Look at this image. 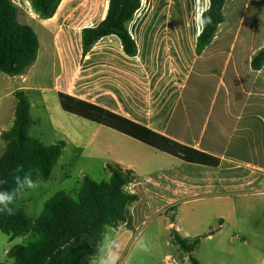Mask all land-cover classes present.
Segmentation results:
<instances>
[{"label":"crops","instance_id":"0c3cea01","mask_svg":"<svg viewBox=\"0 0 264 264\" xmlns=\"http://www.w3.org/2000/svg\"><path fill=\"white\" fill-rule=\"evenodd\" d=\"M108 2L63 0L53 18L42 20L38 17L44 32L49 30V35L54 37L51 50H54L57 59L55 61L53 58L49 62L45 58L43 63L54 66L57 75L46 88H40L35 82L36 71H28L14 79L5 80L1 77L0 84H5L7 88L3 97L12 99L2 121L6 123L11 117L9 112L16 108L17 92L24 91L29 100L30 92H42L44 106L49 101L56 102V111L64 120L57 123L56 127L68 130L64 133L72 141H64L66 146L52 171L53 174L58 170L57 181L72 180V168L78 171L80 178L77 177V181L73 182L80 189L84 176L92 178L91 175H100L105 179L103 181H109L111 174L107 165H119L124 170L133 171L136 176L135 183L127 187L128 192L139 197L131 207L132 225H143L151 218L169 215L170 219L164 216L169 228L173 226L188 240L200 237L201 229L204 231L211 227L212 221L216 220L217 230L221 232L226 225L222 212L206 210L199 221L191 218L193 226L186 228L182 226L183 207L193 204L218 207L221 201L226 200L223 193L231 188L226 186L227 183L243 179L238 182L245 180L249 185L255 183L256 179L251 171H264L262 166L244 163L241 158L245 154L264 158V66L260 71L251 68L252 57L264 47V34L249 59L250 74L255 76L251 78L249 87L237 66H231L230 63L220 68L214 65L220 70L219 74H215L213 68L206 64H194L193 55L201 58L207 48L197 56L195 49L194 52L169 54L165 48L159 51L141 44L132 33L133 21L128 28L138 46L136 57H128L124 53L116 36L103 38L84 57L82 30L89 28L87 23L90 20L96 21L92 27H97L105 19ZM84 8L86 10L80 17ZM169 11L173 13L172 8ZM183 16L187 18V12ZM74 17L73 23L70 22ZM57 19L60 24L54 23ZM168 21L164 23L168 24ZM212 88L214 94H209ZM59 93L103 108L177 144L217 158L220 165L213 167L184 162L111 128L68 113L62 109ZM2 125L0 139L2 133L6 132ZM70 127L75 130L69 131ZM96 138L100 139L99 149L93 144ZM70 146H74L72 158L85 160L78 169H74L65 157ZM92 148L94 150L90 151ZM1 149L5 151L3 145ZM87 150L90 151L89 155L85 153ZM239 162L245 164L247 169L244 176L238 174L240 166H244ZM93 166L97 169L92 170ZM122 227L126 225L122 224L114 230ZM208 237H212L211 234ZM258 264H264V254Z\"/></svg>","mask_w":264,"mask_h":264},{"label":"rangeland","instance_id":"374dc122","mask_svg":"<svg viewBox=\"0 0 264 264\" xmlns=\"http://www.w3.org/2000/svg\"><path fill=\"white\" fill-rule=\"evenodd\" d=\"M30 1L12 0L18 8L19 21L32 27L39 37V56L36 63L28 71H36L35 82L40 88H46L54 82L57 75L54 66L43 63L45 58L49 62L53 58L55 61L57 60L54 50H51L54 37L49 35V30L44 32V28L41 27L42 21L32 9ZM90 1L92 0H88V2ZM141 1V9L136 13L131 24L132 33L138 42L159 51L165 48L169 54L190 50L194 52V43L198 35L196 19L198 14L203 11V0ZM171 8L173 13L169 11ZM85 10L86 8L80 12V17ZM185 12H187V18L183 16ZM223 12L224 23L218 28L215 38L202 57L198 58L195 54L193 55L194 64H206L213 68L215 74H219L218 67L230 63L231 66H237L239 74L249 83L247 86L249 87L251 78L254 79L255 77L250 74L249 59L264 34V0H225ZM75 19L74 17L70 22L73 23ZM167 19L170 20L168 24L164 23ZM95 22L88 21L87 27L94 26ZM54 23L60 24V20L57 19ZM83 25L84 23L79 27ZM74 44H76V40H74ZM1 77L5 80L14 79V77L0 73ZM213 86L215 85L213 84ZM213 89H209V94H214ZM204 90L207 91V88ZM6 92V85L0 84L1 121L11 106L10 101L12 99L3 97ZM29 95L31 115L34 121L29 132L30 137L39 140L45 146H51L65 140L72 142L70 137L64 133L68 130L56 127L57 123L64 122L57 112L56 102L49 101L48 105L44 106L42 104V92H30ZM256 99H252V101L254 102ZM14 113L15 108H12L8 114L11 115L10 119L8 118L6 123L0 121V126L1 124L4 126L3 130L8 131L12 127L15 118ZM262 114L264 116V112ZM70 128L69 131L75 130L72 129L74 127ZM79 131L90 130L79 129ZM0 143L1 156L4 152L1 151V146L3 145V150H5L6 144L1 139ZM99 143V138L94 139L93 144L97 149H99ZM94 148L90 151H93ZM73 149L74 146H70L65 157L69 159L74 169H78V166L83 164L85 160L72 158L74 156L72 155ZM90 151L87 150L86 155H89ZM241 158H243L242 162L244 163L262 166L264 169L263 157L245 154ZM242 162L239 164L244 166H240L241 169L238 174L244 176L247 169ZM91 168L92 170L97 169L94 166ZM251 172L255 174L253 176L256 178L255 183L248 185L244 182L245 180L238 182L243 179H236V183H227L226 186H231V188L223 193L226 200L221 201L218 207L215 205L204 207L195 204L183 207L184 222L182 226L186 228L193 226L191 218H196L199 221L206 210H218L225 215L226 219V225L221 232L217 230V220L212 221L213 225L204 231L201 229L200 243L193 253L183 254L178 246L172 244L173 226L172 229L169 228V222L165 219V217L169 219L171 217L164 215L165 217L151 218L143 225H132V228L126 226L119 230L108 229L101 242L99 254L94 258H87L84 264H192L191 258L197 259L201 264H258L264 254V194H262L264 191V171L257 170L254 172L253 170ZM57 173L58 170L54 171L51 179L46 181L41 178L38 172H35L28 177V181H32L36 186L29 187L27 181L19 190L15 205L22 208L33 222L43 212L45 203L56 193L68 192L72 198L76 200L78 198L80 189H77L73 182L77 181L78 171L76 172L71 168L70 179L72 180L62 179L64 181L61 183L56 180ZM91 176L96 182L105 180L100 175ZM229 213H231V217ZM210 234L212 237H208ZM37 240L38 237L36 238L35 233H31L29 237L25 236L12 240L0 231V263L14 264V261L8 258L7 252L15 245H27Z\"/></svg>","mask_w":264,"mask_h":264},{"label":"trees","instance_id":"16d2710c","mask_svg":"<svg viewBox=\"0 0 264 264\" xmlns=\"http://www.w3.org/2000/svg\"><path fill=\"white\" fill-rule=\"evenodd\" d=\"M62 1L31 0L30 4L40 19L48 20L55 16ZM141 6V0H109L105 19L97 27L82 30V55L85 57L103 38L116 36L124 53L128 57H136L138 46L128 27ZM224 7L225 0H211V10L203 13L205 17L211 16L213 22L197 38V56L211 44L218 28L224 23ZM39 50L37 33L19 21L18 8L12 0H0V73L10 77L27 73L36 63ZM263 66L264 47L251 60L252 70L260 71ZM58 96L62 109L68 113L111 128L184 162L213 167L220 165L217 158L177 144L103 108L61 93ZM16 99L13 125L1 135L6 145L0 156V194L11 197L7 207L14 214L0 212V231L12 240L35 233L38 240L13 246L7 256L14 264H84L87 258L99 254L101 242L109 228L115 229L122 224L132 228L131 207L139 197L128 192L127 187L135 183L136 176L131 170L108 164L107 170L111 174L109 181L96 182L84 176L77 200L66 192H58L45 203L43 212L33 222L22 208L15 205L19 190L35 172L42 179L49 180L66 144L60 141L45 146L30 137L29 132L34 124L30 100L24 91L17 92ZM171 242L183 254L189 255L198 247L200 237L188 240L172 229ZM191 262L201 264L194 258H191Z\"/></svg>","mask_w":264,"mask_h":264},{"label":"clouds","instance_id":"9594fccd","mask_svg":"<svg viewBox=\"0 0 264 264\" xmlns=\"http://www.w3.org/2000/svg\"><path fill=\"white\" fill-rule=\"evenodd\" d=\"M203 3H204L203 11L198 14V17L196 19V26H197L198 34H202L205 28L213 22L211 16L205 17L203 15L205 11L211 10V0H203ZM28 186L35 187L36 185L33 184V182L29 180ZM9 203H11V197L6 196L4 194H0V205L4 206L0 208V212H5L8 215H13L14 212L10 208L7 207ZM145 251H148V249H145Z\"/></svg>","mask_w":264,"mask_h":264}]
</instances>
